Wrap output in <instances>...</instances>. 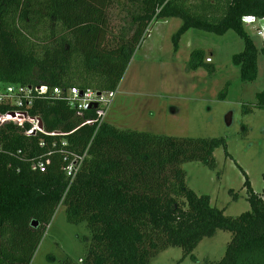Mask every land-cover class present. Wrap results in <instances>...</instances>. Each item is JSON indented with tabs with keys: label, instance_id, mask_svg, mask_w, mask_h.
Returning <instances> with one entry per match:
<instances>
[{
	"label": "trees",
	"instance_id": "trees-1",
	"mask_svg": "<svg viewBox=\"0 0 264 264\" xmlns=\"http://www.w3.org/2000/svg\"><path fill=\"white\" fill-rule=\"evenodd\" d=\"M115 3L131 22L128 32L111 35ZM247 15L263 18L264 0H0V84L114 91L149 29L172 17L182 19L175 51L191 28L236 31L244 49L232 60L241 79L253 82L264 44L259 49L246 31ZM205 59L202 50L191 52L194 69L209 66ZM258 96L264 108V91ZM25 109L41 119L44 132L27 135L29 124L0 126V264H30L60 205L68 221L90 231L85 256L60 264H149L169 247L194 257L200 241L219 229L231 241L219 261L205 264H264V193L253 190L246 174L250 208L237 216L186 184L182 164L215 168L224 138L159 135L107 121L97 128L84 124L96 118L94 108L79 115L63 100L36 97ZM85 150L70 182L65 155ZM38 161L44 170L32 168Z\"/></svg>",
	"mask_w": 264,
	"mask_h": 264
},
{
	"label": "rangeland",
	"instance_id": "rangeland-1",
	"mask_svg": "<svg viewBox=\"0 0 264 264\" xmlns=\"http://www.w3.org/2000/svg\"><path fill=\"white\" fill-rule=\"evenodd\" d=\"M111 35L128 32L131 22L120 4L110 10ZM258 24L264 27V19ZM182 25L179 17L158 20L136 49L119 84L106 121L120 129L148 131L177 137L224 138L214 151L215 168L198 161L185 162L187 186L198 195H208L211 205L237 216L249 210L246 176L253 190L264 193V108L259 94L264 91V55H258V76L243 81L234 54L244 41L234 30L224 34L191 28L174 50L173 35ZM246 31L260 49L263 44L251 26ZM200 49L212 63L194 69L191 52ZM246 174V176H245ZM236 196V197H235ZM232 234L217 230L204 237L183 258L180 247H169L149 264H205L219 261L226 253ZM90 231L84 222L67 219L60 205L30 264H60L65 258L79 260L86 254Z\"/></svg>",
	"mask_w": 264,
	"mask_h": 264
},
{
	"label": "built area",
	"instance_id": "built-area-1",
	"mask_svg": "<svg viewBox=\"0 0 264 264\" xmlns=\"http://www.w3.org/2000/svg\"><path fill=\"white\" fill-rule=\"evenodd\" d=\"M263 19L264 17L258 18L253 15H247L242 18L244 26H251L262 44H264V27L260 26L258 21ZM206 62H211V58H206ZM117 91L118 89L108 92H98L92 89L81 90L78 87H71L65 90L57 86L49 87L47 85H39L33 88L32 86L0 84V105L15 106L12 110H0V126L6 123H13L24 128L26 124H29L30 127L26 130L27 135L44 132L41 119L37 116H31L25 109V106L30 107L33 99L37 97L66 101L76 109L79 115H82L88 109L94 108L96 118L86 120L84 124L96 123L97 128H99L106 121L108 111ZM87 152L88 150H85L83 154L70 152L65 155V171L70 177V182L74 180L82 162L87 156ZM32 168L44 170V162L38 161L32 165Z\"/></svg>",
	"mask_w": 264,
	"mask_h": 264
},
{
	"label": "crops",
	"instance_id": "crops-1",
	"mask_svg": "<svg viewBox=\"0 0 264 264\" xmlns=\"http://www.w3.org/2000/svg\"><path fill=\"white\" fill-rule=\"evenodd\" d=\"M206 58H207V57H206ZM205 61H206V59H205ZM210 63H212V61H211Z\"/></svg>",
	"mask_w": 264,
	"mask_h": 264
},
{
	"label": "water",
	"instance_id": "water-1",
	"mask_svg": "<svg viewBox=\"0 0 264 264\" xmlns=\"http://www.w3.org/2000/svg\"><path fill=\"white\" fill-rule=\"evenodd\" d=\"M95 106V105H94ZM35 224H37V222H34Z\"/></svg>",
	"mask_w": 264,
	"mask_h": 264
}]
</instances>
